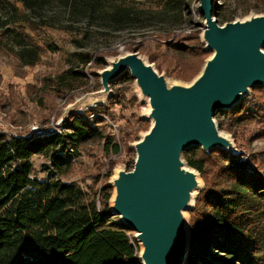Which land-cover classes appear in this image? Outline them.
<instances>
[{
    "label": "trees",
    "instance_id": "trees-1",
    "mask_svg": "<svg viewBox=\"0 0 264 264\" xmlns=\"http://www.w3.org/2000/svg\"><path fill=\"white\" fill-rule=\"evenodd\" d=\"M19 1L23 15L15 5L0 0V29L17 41L16 55L27 66L36 64L42 50L29 35L9 25L23 22L34 30L49 27L45 15L51 10L71 19L81 17L88 23L103 21L118 29L136 19L132 10L108 7L104 0ZM169 53L175 54L170 48ZM180 53L185 58L180 54L178 60L186 69L180 74L182 78L198 73L210 55L200 49ZM97 66L105 69L107 65L100 59ZM125 76L111 87H117ZM255 90L262 92L264 88ZM256 100L247 96L233 111H216L220 130L237 140V125L255 115L264 118V103ZM100 123L78 117L59 132L31 137L0 133V264H140L135 233L111 222L110 186L89 197L77 184L38 182L32 176L35 156L50 158L55 169L64 174L71 168L66 154L91 141L105 139L106 151L119 154L121 138L105 135ZM184 159L205 182L196 207L190 211L191 242L186 264L206 261L212 249L244 258L245 264H264V159L259 162L256 156L225 151L207 155L201 149L187 151ZM111 176L112 169L106 174L107 178Z\"/></svg>",
    "mask_w": 264,
    "mask_h": 264
},
{
    "label": "rangeland",
    "instance_id": "rangeland-1",
    "mask_svg": "<svg viewBox=\"0 0 264 264\" xmlns=\"http://www.w3.org/2000/svg\"><path fill=\"white\" fill-rule=\"evenodd\" d=\"M6 1L15 5L19 14H24L19 0ZM200 1L104 0L108 7L120 6L134 12L135 22L122 29L103 21L88 23L81 17H63L56 10L45 15L49 20L45 24H49V27L34 30L23 22L9 25L8 28L29 35L42 50L33 66L25 65L17 57V41L0 29V133L31 137L39 133L59 132L65 130L66 124L73 118L82 117L84 120H101L98 126H101L105 135L114 134L117 140L119 137L122 140L119 154L106 151L105 139L78 146L66 154L71 168L64 174L55 169L50 158L35 156L32 159V176L36 181L77 184L91 197L104 186L111 187L113 178L120 171L133 170L136 159L133 146L152 125V122L145 120L150 105L143 99L130 73H126L117 87H111L107 97L95 95L103 89L99 73L104 69L99 68L97 63L102 59L106 68H109L111 62L137 52L168 83L183 86L192 84L211 54L199 72H194L195 75L190 78L180 77L186 69L178 57L181 54L182 59L184 53L180 52L186 49L204 51L202 36L205 18L198 11ZM217 4L219 6H216L214 19L220 26L264 15V0H217ZM169 48L175 54L170 55ZM249 96L257 98V103H264V91L253 90ZM237 126V140L229 132L221 131L233 138L241 152L240 156H256L262 162L264 118L255 115L253 119ZM110 169L112 176L107 178ZM200 181L202 191L205 182L201 175ZM111 188L110 209L115 195V188ZM201 191L197 193V199ZM186 216L190 224V212ZM111 222L119 223L121 219L113 216ZM138 244L140 257L143 248ZM205 260L196 264H245L244 258L239 259L213 249Z\"/></svg>",
    "mask_w": 264,
    "mask_h": 264
},
{
    "label": "water",
    "instance_id": "water-1",
    "mask_svg": "<svg viewBox=\"0 0 264 264\" xmlns=\"http://www.w3.org/2000/svg\"><path fill=\"white\" fill-rule=\"evenodd\" d=\"M216 5L217 0L200 1L202 41L211 57L192 84L168 83L137 52L99 73L103 89L98 97H107L111 85L130 73L150 105L145 120L152 125L133 146L134 168L120 171L111 183L110 211L136 233L143 248L141 264H185L191 242L186 214L194 210L202 184L184 154L201 149L207 155L225 151L239 156L215 112L233 111L253 90L264 88V15L220 26L214 19Z\"/></svg>",
    "mask_w": 264,
    "mask_h": 264
},
{
    "label": "built area",
    "instance_id": "built-area-1",
    "mask_svg": "<svg viewBox=\"0 0 264 264\" xmlns=\"http://www.w3.org/2000/svg\"><path fill=\"white\" fill-rule=\"evenodd\" d=\"M118 224H120V225H123L121 222H119ZM124 226V225H123ZM141 264V263H140Z\"/></svg>",
    "mask_w": 264,
    "mask_h": 264
},
{
    "label": "bare ground",
    "instance_id": "bare-ground-1",
    "mask_svg": "<svg viewBox=\"0 0 264 264\" xmlns=\"http://www.w3.org/2000/svg\"><path fill=\"white\" fill-rule=\"evenodd\" d=\"M115 178H117V175H116V177ZM199 181V180H198ZM201 182V181H200Z\"/></svg>",
    "mask_w": 264,
    "mask_h": 264
}]
</instances>
